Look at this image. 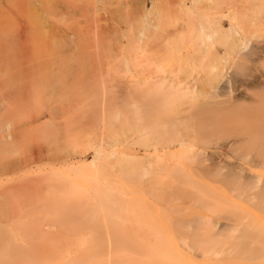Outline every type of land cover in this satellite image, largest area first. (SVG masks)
I'll return each instance as SVG.
<instances>
[{
  "label": "rangeland",
  "instance_id": "374dc122",
  "mask_svg": "<svg viewBox=\"0 0 264 264\" xmlns=\"http://www.w3.org/2000/svg\"><path fill=\"white\" fill-rule=\"evenodd\" d=\"M257 115L264 0H0V264H264Z\"/></svg>",
  "mask_w": 264,
  "mask_h": 264
},
{
  "label": "bare ground",
  "instance_id": "6f19581e",
  "mask_svg": "<svg viewBox=\"0 0 264 264\" xmlns=\"http://www.w3.org/2000/svg\"><path fill=\"white\" fill-rule=\"evenodd\" d=\"M147 12V11H146ZM234 16V11L229 10V11H221V12H216L214 15L215 20H217V24L220 27V30L224 28V22L222 21L224 18L225 19H232ZM136 17V16H135ZM134 17V18H135ZM148 17V16H146ZM138 19V18H135ZM223 83L222 80L219 81V84ZM241 92H243L241 90ZM244 95L242 94L241 97L239 96L237 98V101H241ZM213 107L216 109L215 114L225 116L226 110L223 108V105L219 102L213 104ZM224 118V117H222ZM259 119V126L264 125V117L260 118V115H257ZM255 136H264V128H256L253 130ZM9 135V134H8ZM17 135V134H16ZM16 135L14 137L11 136V134L8 136L10 139V144H15L16 143ZM254 135L251 133L245 134V135H237L231 143H229L228 148L233 149L236 146L241 145L245 140L248 138L251 139L252 136ZM11 136V137H10ZM8 139V140H9ZM7 140V141H8ZM18 140V138H17ZM190 142L188 139H182L178 140L175 143L167 144L166 146L163 147L161 150L162 153L164 154H171L173 151L174 152H181L184 150L186 145ZM157 151V150H156ZM155 151V152H156ZM204 152L205 150H200ZM159 153V152H157ZM33 161L27 162L24 164H21L18 166L17 164H13L11 166L12 171H18L22 172L29 166H32ZM18 167V168H17ZM17 168V169H16ZM117 235V234H115ZM118 237V236H117ZM123 238L125 236H122ZM120 240V236L118 237ZM118 241V240H117ZM122 241V239H121ZM124 241V239H123ZM84 243V242H82ZM87 248V247H86ZM115 251V250H114ZM179 256V255H178ZM181 258V256H179ZM177 258V253L175 251H170V250H161V249H147L142 251L141 258H133L128 250L121 249L119 248L118 250L115 251V260L116 264H181L184 262H178L176 260ZM186 259V258H184ZM52 260V259H51ZM180 260V259H179ZM188 260V259H187ZM182 261V260H181ZM186 261V260H185ZM54 262V261H51ZM62 264H105V260L103 255L101 254V251L97 248H87V249H82L81 247L78 249H72V250H65V260L62 262ZM184 264H194V263H189L188 261Z\"/></svg>",
  "mask_w": 264,
  "mask_h": 264
}]
</instances>
